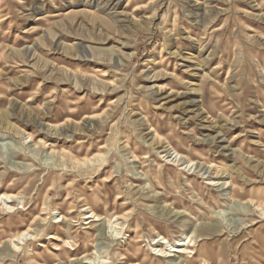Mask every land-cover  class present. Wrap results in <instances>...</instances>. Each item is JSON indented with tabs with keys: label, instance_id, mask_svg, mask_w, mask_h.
Returning <instances> with one entry per match:
<instances>
[{
	"label": "rangeland",
	"instance_id": "374dc122",
	"mask_svg": "<svg viewBox=\"0 0 264 264\" xmlns=\"http://www.w3.org/2000/svg\"><path fill=\"white\" fill-rule=\"evenodd\" d=\"M0 194V264H264V0H0Z\"/></svg>",
	"mask_w": 264,
	"mask_h": 264
},
{
	"label": "bare ground",
	"instance_id": "6f19581e",
	"mask_svg": "<svg viewBox=\"0 0 264 264\" xmlns=\"http://www.w3.org/2000/svg\"><path fill=\"white\" fill-rule=\"evenodd\" d=\"M95 117H89L88 120H93ZM53 128V127H51ZM19 197H17L16 195L12 194V195H8V194H0V202H2L4 205H9V204H14L16 202V200H18ZM13 207V205H12ZM11 209V208H10ZM91 209H88V211H90ZM93 219V220H92ZM106 218H101L98 215L95 214V211L91 210L89 212V215L87 217L86 220H92V222H100L105 220ZM42 218L41 217H36L33 222L30 224V227L27 231H22V232H18L17 234H14L13 237L9 238L6 242H3L4 245H9L8 250L11 251V253H14L16 251L21 250V246L25 245L26 242H29L30 240H32L33 238V234L31 233L33 230L32 228L34 226L37 225V223L41 222ZM120 220V218H117L115 221ZM92 222H90L89 224H91ZM42 223V222H41ZM113 218L109 219V224H113ZM32 227V228H31ZM49 239L52 240H58L56 235H51ZM191 242V241H190ZM157 243H160V241H158ZM187 244H183V245H177L174 246L176 249L171 251L169 250L168 253L164 252L163 250H159L160 255H158L161 259L164 260H169L172 259L173 257L176 258V255H179L180 257L178 258H182L183 261L181 264H186V260L185 258H187L189 252L186 249ZM0 248H2V245L0 244ZM66 248V246L64 247ZM172 253H175V255H171ZM32 257L34 260V257L32 254H30L29 258ZM85 260H89L91 262L90 259H88L87 257H85ZM72 262H75V259L72 260ZM36 263H39L36 261ZM40 264V263H39ZM200 264H210L207 260L202 261V263Z\"/></svg>",
	"mask_w": 264,
	"mask_h": 264
}]
</instances>
